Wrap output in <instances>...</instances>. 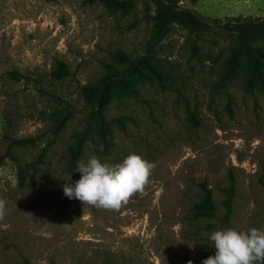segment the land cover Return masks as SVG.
<instances>
[{"label":"rangeland","instance_id":"obj_1","mask_svg":"<svg viewBox=\"0 0 264 264\" xmlns=\"http://www.w3.org/2000/svg\"><path fill=\"white\" fill-rule=\"evenodd\" d=\"M174 1L208 21L264 19V0ZM158 8L155 0H0V264H202L214 255L213 231H264V44L253 45L254 71L247 60L227 65L230 37L213 25L198 33L173 24L152 43ZM117 51L148 58L152 71L103 111L113 146L100 156L88 127L100 108L84 89ZM60 64L68 72L55 79ZM18 139L34 143L9 145ZM78 141V162L137 154L154 163L145 194L119 210L66 197L63 186L80 179L68 171ZM229 173L236 192L225 218ZM202 182L215 212L195 218Z\"/></svg>","mask_w":264,"mask_h":264},{"label":"trees","instance_id":"obj_2","mask_svg":"<svg viewBox=\"0 0 264 264\" xmlns=\"http://www.w3.org/2000/svg\"><path fill=\"white\" fill-rule=\"evenodd\" d=\"M108 3L109 0H102ZM159 6L154 23V33L152 43L159 42L167 33L170 26H178L198 33H207L212 25L227 32L230 37V45L227 49V65L231 68L242 60H247L249 66L254 71L257 68L258 52L253 48L254 44H264V19L235 18L222 23L219 19L208 21L204 20L189 8L180 7L174 0H155ZM115 62L105 65V73L92 85L84 89V95L88 99L96 102L100 108L98 111H92L89 114V131L97 135L93 149L97 155L107 156L110 148L113 146V137L108 132V121L103 113L107 105L116 98L117 94L127 91L130 88V82L140 80L148 76L152 71L151 61L148 58L132 61L121 51L113 54ZM153 56H150L152 58ZM121 65H125L121 68ZM68 72V67L60 64L58 68L52 71L51 76L55 79L61 78ZM13 79L19 80L20 75L13 72L10 74ZM195 121V119H194ZM33 139L11 140L10 146L24 147L33 145ZM102 148V151H101ZM82 144L80 141L68 150V171H76L77 162L81 156ZM34 164L29 163L19 169L18 180L22 186ZM235 178L231 173L228 175V185L222 189L224 199L222 206L225 212V218H229L232 213V202L235 197L236 185ZM202 193L201 201L194 205V217H211L215 212L211 190L205 182L199 184ZM264 264V262H262Z\"/></svg>","mask_w":264,"mask_h":264},{"label":"clouds","instance_id":"obj_3","mask_svg":"<svg viewBox=\"0 0 264 264\" xmlns=\"http://www.w3.org/2000/svg\"><path fill=\"white\" fill-rule=\"evenodd\" d=\"M102 151V148H101ZM156 165L137 154L127 155L121 162H101L95 155L77 163L80 179L65 184L63 193L69 199L80 201L85 207L119 210L139 194L143 196L151 183ZM6 214V201L0 199V219ZM213 243L214 255L202 264H262L264 262V231L252 228L237 231L232 228L213 231L208 237ZM188 264H192L191 261Z\"/></svg>","mask_w":264,"mask_h":264}]
</instances>
